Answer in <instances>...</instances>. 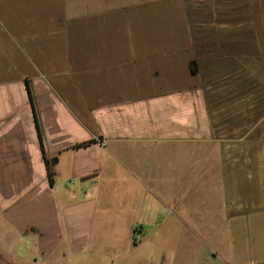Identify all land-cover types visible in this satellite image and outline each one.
<instances>
[{
    "label": "crops",
    "instance_id": "0c3cea01",
    "mask_svg": "<svg viewBox=\"0 0 264 264\" xmlns=\"http://www.w3.org/2000/svg\"><path fill=\"white\" fill-rule=\"evenodd\" d=\"M122 222L264 264V0H0V264Z\"/></svg>",
    "mask_w": 264,
    "mask_h": 264
},
{
    "label": "rangeland",
    "instance_id": "374dc122",
    "mask_svg": "<svg viewBox=\"0 0 264 264\" xmlns=\"http://www.w3.org/2000/svg\"><path fill=\"white\" fill-rule=\"evenodd\" d=\"M113 220V218H112ZM125 222L120 224V230L118 234L112 233L100 236L99 244L94 242L89 249L79 254L71 253L66 258L62 257L61 249L56 250L53 254L44 259L41 255H38V261L33 264H138L141 261L144 262L149 254H157V240L158 236H150L147 241L138 242L135 244L133 240L128 236V230H126ZM110 233V232H109ZM95 237V236H94ZM172 243L176 245L180 242L179 234L176 239L172 236ZM138 238V237H137ZM136 238V240H137ZM192 238L190 234L182 235L181 247L177 250V254L183 258L187 256L189 259H195L198 257L196 252L190 251L189 245H192ZM94 241V239H93ZM171 249V247H169ZM202 264H206L202 263Z\"/></svg>",
    "mask_w": 264,
    "mask_h": 264
},
{
    "label": "trees",
    "instance_id": "16d2710c",
    "mask_svg": "<svg viewBox=\"0 0 264 264\" xmlns=\"http://www.w3.org/2000/svg\"><path fill=\"white\" fill-rule=\"evenodd\" d=\"M48 174H49V177H50L51 182L53 183V180H54V171L51 170V168H49V167H48Z\"/></svg>",
    "mask_w": 264,
    "mask_h": 264
}]
</instances>
